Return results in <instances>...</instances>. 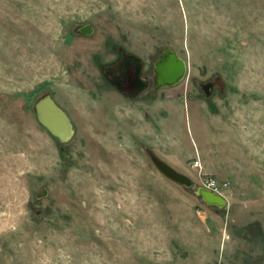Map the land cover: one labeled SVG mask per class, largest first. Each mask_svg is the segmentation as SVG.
Returning a JSON list of instances; mask_svg holds the SVG:
<instances>
[{"label":"rangeland","instance_id":"obj_1","mask_svg":"<svg viewBox=\"0 0 264 264\" xmlns=\"http://www.w3.org/2000/svg\"><path fill=\"white\" fill-rule=\"evenodd\" d=\"M166 50L187 68L155 98L105 76L125 52L151 85ZM45 95L70 141L37 121ZM263 172L264 0H0V264H264V218L235 220L231 195ZM210 176L222 206L198 192Z\"/></svg>","mask_w":264,"mask_h":264},{"label":"water","instance_id":"obj_2","mask_svg":"<svg viewBox=\"0 0 264 264\" xmlns=\"http://www.w3.org/2000/svg\"><path fill=\"white\" fill-rule=\"evenodd\" d=\"M186 68V62L180 56L170 52V50H166L162 57L155 62L157 82L161 86L175 85L184 76ZM216 84L221 89L226 86L225 82L220 78L216 79ZM34 112L39 124L52 136L63 143L71 140L74 135V129L70 117L50 95H45L34 103ZM150 158L157 170L166 178L186 187L192 185V180L188 176L179 172L155 154L151 153ZM198 192L209 204L222 206L225 203L221 196L213 194L209 190L199 189ZM44 194H46V189H42L37 196L41 197Z\"/></svg>","mask_w":264,"mask_h":264},{"label":"flooded vegetation","instance_id":"obj_3","mask_svg":"<svg viewBox=\"0 0 264 264\" xmlns=\"http://www.w3.org/2000/svg\"><path fill=\"white\" fill-rule=\"evenodd\" d=\"M161 57L157 58L155 62ZM155 62L151 85H149L148 78L143 73L144 69L141 60L135 55L125 52L121 53V56L116 59L114 64L107 66L105 76L120 92L131 99H136L149 90L155 98L161 87L156 79ZM216 79L213 84L219 87L216 84Z\"/></svg>","mask_w":264,"mask_h":264},{"label":"crops","instance_id":"obj_4","mask_svg":"<svg viewBox=\"0 0 264 264\" xmlns=\"http://www.w3.org/2000/svg\"><path fill=\"white\" fill-rule=\"evenodd\" d=\"M208 153V152H206ZM209 155V154H206ZM208 167L214 173L226 174L225 168H222L219 164L209 163V157L206 158ZM230 172L233 168L228 169ZM232 206L240 211L239 217L235 218L238 222H241L246 215V211L250 210L255 213L258 221L261 222V218H264V172L252 175V174H236L232 179ZM249 232L257 233L255 229H249Z\"/></svg>","mask_w":264,"mask_h":264},{"label":"built area","instance_id":"obj_5","mask_svg":"<svg viewBox=\"0 0 264 264\" xmlns=\"http://www.w3.org/2000/svg\"><path fill=\"white\" fill-rule=\"evenodd\" d=\"M192 166L195 168H201L202 164L197 158L193 161ZM202 182L205 188L216 194H221L223 190L229 186L228 181H220L212 176L205 178V180H202Z\"/></svg>","mask_w":264,"mask_h":264}]
</instances>
